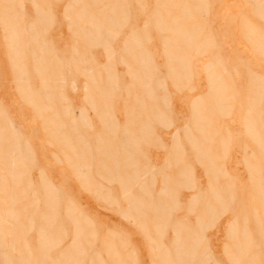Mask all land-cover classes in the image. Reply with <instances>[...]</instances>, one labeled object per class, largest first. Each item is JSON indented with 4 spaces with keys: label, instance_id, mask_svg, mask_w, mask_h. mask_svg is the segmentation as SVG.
<instances>
[{
    "label": "crops",
    "instance_id": "obj_1",
    "mask_svg": "<svg viewBox=\"0 0 264 264\" xmlns=\"http://www.w3.org/2000/svg\"><path fill=\"white\" fill-rule=\"evenodd\" d=\"M16 1H18V3ZM96 1L99 2L101 0H96ZM118 1H122V0H118ZM129 1L130 0L127 1V3H128L127 5H125L123 3V1H122V3L119 2L124 8H120L118 10L117 9L107 10V9H100L103 4L99 8H94L96 4H92L91 0H80L79 1L80 3L78 2V0H14V1L13 0H0V111H1L0 112V140H1L0 146L2 147V148L0 147V150H1L0 155H2V156H0V169H1L0 171L3 172V173L0 172L1 173L0 180L2 178H3V180H4V178H6L4 180V182L6 184H8L7 185L8 191H7V189H4V188H6V185H4L3 182H2L3 186L0 185V187L2 189V190L0 189V192H1V195H0V201H1L0 202V204H1L0 205V213L2 212V214H0L1 215L0 216V227L5 226L4 228L9 229L10 234H12V235L16 234V230L18 231L17 227H20V231L22 233L20 235L16 234V237H15L16 241L20 240L21 242H23V241L27 242V237L25 238L24 235H25V231H27V227H28V216H27L26 212H27L28 207H29L28 206V195L30 193H42V194L45 193L46 194L48 192L47 194H49L51 192L50 195L53 196L52 199H53V201H55L54 203H56V202H59V200H57V198H56V195H58L57 193L63 192L65 194H68V202L67 203L72 204V202H70V201H72L74 199L75 203L78 202L79 203L78 205L80 207H83L86 209L88 207L87 203L90 204L91 200L88 201L89 199L81 196V194H82L81 191H83L84 193H86V192L94 193L93 197L95 199H97L99 203H101L100 204L101 206L108 208V209H110V208L107 205H103V202H106L105 200H107V203H110V204L113 203L112 201H114V199L118 203L120 201H124V204L122 205L123 211H121V213H120L121 214L120 218H122V219H123L122 215L124 214L126 207H127L128 199L130 197H134V198L137 197L143 206L141 208V214L140 213L134 214L133 212H131V216H133V217H130L131 220H129V218H127L128 220L126 218H124L125 220L124 219L123 220L125 223H122L119 225V226H122V229L121 230L119 229V230L122 231L125 235H126V233L127 234H130V232L133 233L134 237L132 238V241H134L137 245H139V237H136V236H138L137 232L140 231L139 232L140 235L141 234L143 235V237H142L143 243L146 242L148 244V247H144V249L147 251H149L150 247H152L151 241L156 240L157 235H156V233H154L155 232L154 230L156 227V222H155V219L154 220L152 219V215L155 212L153 207L161 205V203H163V202H164V204H167V203L171 204V201H172L170 199L172 196L171 193L173 192V190L175 188L174 186L171 185V183H168L169 179L172 180V178H173V174H172L173 169H174L173 164L177 159L175 156H173L174 154H172V139H170V143H168V147L163 146V148L162 147L160 148L164 151V153H165L164 157L165 158L163 159V161H162L163 163L161 164V166H158V164H156V161H158L159 159L156 156L154 158H152L150 155L146 156V154H143L141 152V150L138 148V145H137V148L135 147L136 143L137 144L139 143L140 145H144V143L146 142L145 145H149V144L151 145V142L154 141L151 138V136H152V132H151L152 125H144V126L140 125L139 126V125H124L123 123H121V124L116 123L114 125L117 128H115L113 125V123H114V121H113L112 122L113 127L111 128V125H109V127H110L109 128L108 123H107L108 119H109L108 116L105 115V117L107 118L106 119L105 117L103 118L104 115L103 116L100 115V114H107L108 115V111H107V113L105 112L106 111L105 109L107 108V106L105 108L102 105H103V103H104V105H108L107 100H109L108 99L109 96H107L106 97L107 99H106L105 98L106 93L104 94V92H102L103 90H101V89H98V92L101 91V93H99V94L97 93V91H95L97 89V87H99V88L101 87V85L104 81L105 74L101 73L98 75V77H97V74H95L99 80L101 79L100 81H98V79L96 77H94L95 83H96L95 86H97L96 88H95V86H94V88L91 87L93 84L91 83L92 82L91 80L87 79L88 75H86V72H84L85 74H84L83 79H81L82 81L78 79L77 74H76L78 65L81 67V65L103 66V65L107 64L104 49L107 50L108 49L107 47H111L110 44H112V41H114L113 39H115L114 38L115 34L124 35L123 36L124 39L122 38L123 40H119V43L116 46L117 49L122 48L121 50H123L124 49L123 44H126V45L132 44L131 43L132 40H135V38L139 39V37H141V34H146L149 32L150 33L156 32V27L153 23L154 20H148V22L150 23L149 27L146 26L147 25V21H146V25H144L145 30L142 31V29H141L142 27L140 25V19L142 17L140 15L141 12L138 9L132 8L129 4ZM88 3L90 5V8H88L86 5ZM116 3H117V1H116ZM83 4L86 5L85 9L84 8L82 9L85 11L80 10V12L82 11L84 16L82 14H80V12H78L79 9L84 7ZM75 14H78V15L75 16ZM153 16L154 15H151V13L148 15L149 18H151ZM108 17H109V19H108ZM110 17H112V18H110ZM155 17H156V15H155ZM91 18H94V19H91ZM90 19H91V21H90ZM104 19H105V21H104ZM107 19L109 21L111 19V21L110 22L108 21V22L110 24L112 23L111 24L112 26L107 25L108 24ZM113 19H114V21H113ZM96 21H97V23H96ZM103 21H104V23H103ZM4 24H6V26H4ZM7 24L8 25L11 24L12 26L9 25L10 28H8ZM94 24H96V25H94ZM151 25H153V26H151ZM5 27H7V28H5ZM95 29H97V30H95ZM80 30H81V32H80ZM97 31H99V33ZM87 32L91 33V34L93 33L94 35H95L94 32H97L96 34L100 35V36L98 35V37H100V38H96L97 43L94 41H93L94 43L92 42L95 45L98 44L97 45L98 47H95L94 45L91 44V47H93V48H90L89 41L88 40L86 41V39H85ZM8 34H9V36L14 35L15 36V37L13 36L14 39L16 37L20 36L19 37L20 41H18L17 38L15 40L18 41V43L23 45L24 47L19 45V44L16 45L15 44L16 42L12 41L13 39L11 40L13 42V47H12L11 43H9L10 40L8 39L11 37H8L7 36ZM105 34L114 35V36H113V38H107L108 36H106ZM104 35H105V37H104ZM104 38H105V40H104ZM138 39H137V41L135 40V42H137V44H140V43H138L139 42ZM103 41L106 42L105 45L107 47H105V48L103 45L104 44ZM101 42H102V44H101ZM86 43L88 44V46L85 47V45H87ZM14 45L15 46L19 45V46L14 48L15 47ZM102 45H103V47H101ZM10 47L13 48V50H11ZM20 47H22V48H20ZM129 47H131V46H129ZM73 48L76 50H74ZM98 48L103 50V53L99 58L97 56H94L95 51H97ZM93 49H94V52H93ZM20 50H22L23 53H21L22 51L19 52ZM10 51L11 52L15 51V53L17 52L18 54L20 53L21 56H20V54L18 55L16 53L18 58L23 57L22 59L21 58L19 59L20 60L19 65H21V68L17 64L18 59H16V61H15L16 66L14 65L15 59L10 60V59H12V56H13V55L10 56ZM29 51H30L31 55L29 54ZM72 51H75L76 57L74 56ZM15 53H11V54H15ZM29 56H31V57H29ZM14 58H15V56H14ZM79 59H80V61H79ZM38 63H39V65L42 64L44 67H42V66L39 67V65H37ZM129 63L131 64V62H129ZM11 64L13 65V67L11 66ZM116 64H118V62H116ZM132 64H134V62H132ZM36 66H37L38 72H41V73L38 74L37 70H35ZM40 68H41V70L39 71ZM42 68H44L45 72L43 71ZM19 69L23 70L24 72H22L21 70H20L21 71L20 72ZM88 69H90V71H93L91 67H89ZM34 70L36 72H34ZM83 70H87V69H83ZM18 72H20L21 74L22 73H24V74L21 75ZM42 72H43V74H42ZM17 74L19 77L17 76ZM92 75L94 76V73ZM83 87H85L86 89L84 90ZM67 88L69 89V92H68ZM87 88H89V90ZM91 91H93V92H91ZM89 92H90L92 97L88 96V95H90V94H88ZM26 94H28V95L34 94V95H29L30 97L32 96L29 99V97L26 98L28 96ZM42 94H43V97H41ZM100 94L101 95L104 94V95L101 96ZM86 95L88 97H86ZM100 97H102L100 100H102L104 98V100H102V102H99V100H98ZM86 99H88V102L86 101ZM105 99H106V101H105ZM28 100L32 104L29 103ZM30 100H32V101H30ZM91 100H92V102L94 101L92 103L94 105L93 106L94 109L91 106L92 105ZM85 101L88 103L89 107H92L91 109L88 108V105L86 104ZM38 102H39V104H38ZM34 103L37 105H35ZM52 105L56 106V107H53L52 111H51V109L49 107L50 106L52 107ZM42 106L44 108H45V106L46 107L49 106L48 107L49 109L47 108V111H49V113L47 111H45ZM66 107L67 108L69 107L68 109H70L68 111L66 110V112L70 113L72 110V113L67 114L65 112V109H64ZM61 108H62V110L64 109L63 113L64 114L66 113V115H68L67 117L70 118L69 119L66 117L67 120H71V121H67V120H65L66 118H63L66 115L65 116H64V114L62 115V111L60 112ZM78 108L84 109L85 115H87V117L85 116L86 117L85 123L91 122V123H89V125L91 124L90 126L88 124H85V123L82 125H79V123L77 121L79 114H77L78 111H76V110H78ZM38 109H40V110H38ZM41 109H42V111H41ZM92 109L96 110V112L93 111ZM38 111H41V113ZM44 111H45V113H43ZM92 111L98 115V116L96 115L97 118L102 117L103 120L100 119V121L103 122L104 125H96V121L93 122L94 118L92 117V113H91ZM103 111H104V113H102ZM2 112H3V114H2ZM86 112H87V114H86ZM99 112H100V114H99ZM38 113H40V114H38ZM55 113L58 114L59 117L60 116H63V117L62 118L60 117V119H59ZM59 113H61V114H59ZM51 114H55V117L57 119ZM69 115H71V116H69ZM51 116H53V117H51ZM72 117H74L75 119H73ZM87 118H89L88 119L89 121H87ZM55 119H56V121H55ZM104 119H106V120H104ZM57 120H60V123H56V122H58ZM48 121L51 122L52 126L49 125L50 122H48ZM54 121L56 124L52 123ZM62 122L64 125H62ZM69 122H72L73 125H71V123H69ZM59 124H60V126H59ZM97 124H98V122H97ZM141 126H143V129L145 126H147L148 128L146 130L144 129L145 131L142 129L143 131L140 134L141 131L139 130L140 129L139 127H141ZM124 127H126L127 130L129 131V135L132 134V137L134 135V138L138 137V139L136 140L137 142L135 141L136 143H134L135 145L134 144L129 145V143H130L129 142V143H127V145L129 147L126 146V144H125L126 141H124V140H125V138H127L128 133L124 134L122 132ZM102 128H103V130H102ZM112 129H114V130H112ZM136 129L139 130L140 132L137 131ZM54 130L55 131L59 130L58 133H60V134L58 135L57 132L54 133ZM109 131H113V132L109 133ZM143 132H144V135L146 136V138H148L149 140L148 139L146 140L145 137H142V139H141L140 136L143 134ZM145 132L149 133L151 136L149 134L146 135ZM106 133H109V134H106ZM52 134L54 136H56L55 137L56 141L52 137L53 136ZM50 135H52V136H50ZM60 136L64 137L65 141H67L66 138L68 139V142H70V144L68 142H66V143H64V141H62V142L64 144H67L70 147H66L67 145L63 146V143H62V145H60L61 143L58 144V142H59L58 139L61 138ZM109 136H110V139H109ZM97 138L99 139V141ZM171 138H172V135H171ZM2 139L4 140V142ZM105 140H107V142ZM93 141H94V143H93ZM90 144H91V146H90ZM122 144H124V145H122ZM83 146L85 149L81 150ZM9 149H10V154L12 152L11 155L8 153ZM96 149L98 152L96 151ZM135 149H137L138 154H137V152H135L136 151ZM2 150L4 153L2 152ZM85 150L88 151L89 154H91V155L87 154V152ZM130 150H132V151L130 152ZM79 151L80 152L82 151L81 156L79 154L80 153ZM112 151H114V153ZM69 152H70V154H68ZM72 152L76 153L77 156L79 155L81 157V159L79 156L77 157L76 154L74 155ZM105 152L106 153L108 152V153L106 154ZM6 153L9 154L10 157H9V155H7V157H6ZM98 153H102V155L101 154L99 155ZM103 153L105 154V157H104ZM118 153H119V156L117 155ZM4 155H5V157H4ZM114 155H116V156H114ZM20 156H22V157H20ZM28 156L30 158V159L28 158L29 160H27L25 158ZM73 156L76 157V159ZM106 156H107V158H106ZM112 156L114 158H112ZM12 157H13V159H10L11 161L9 160V162H7L8 160H6V159H9ZM16 157H18V158L16 159ZM124 157H127V158L129 157L128 159H130V160H128V162H129L128 164H126L127 162H125L126 165H129L128 169H127V166L125 164H124V166H126V167L123 166V160H125ZM23 158H25L24 159L25 161L23 160ZM173 158L175 161L172 160ZM178 158L182 159L183 156L181 155ZM3 159L5 160V163H3L4 162ZM20 159H21V161L19 162V164H20L19 165L17 163L18 162L17 160H20ZM69 159H70V161H69ZM114 159H115V161H113ZM22 160H23V162H22ZM82 160H83V162H82ZM104 160H105V162H104ZM1 161H3V162H1ZM6 162L8 164H10V162H11L10 166L7 165ZM14 162H16L18 165H16V163H14ZM74 162H76V164H77L76 168L77 167L79 168V166L82 168L79 170L77 169V171H76L75 170L76 164ZM112 162L113 163L115 162V164H113ZM1 163H2V165H1ZM167 163H169V167L167 166ZM80 164H82L85 167H86V165H87V167L89 165L90 166L87 169V167L84 168ZM98 164H99V166H98ZM112 164H113V166H112ZM6 165L11 167L9 169L10 172H11L13 165L17 167V168L15 167L14 168L15 170L13 169V171H15L14 175H16L17 172L19 171L18 179L12 180L13 182H11V179H14V177L12 178V176H14V175H13V173H12V175L9 174L10 173L9 170H8V173H6L7 169H8ZM101 165H103L102 169H104V167H105V170H101ZM121 165L124 168H122ZM114 166H116V167H114ZM113 167L115 168V171H113L114 170ZM16 169H18L17 172H16ZM123 169H124V171H123ZM108 170H109V174L106 175L107 173H104V172H108ZM77 172L79 174H77V176H76ZM115 172L117 174H115ZM78 175H81V177H79ZM84 175L86 178L89 177V179L85 180V177L82 178ZM166 175H167V177H166ZM117 176L120 177L119 180H118ZM16 177L17 176H15V178ZM75 177H77V178H75ZM78 177H79V179H78ZM111 177H112V179H111ZM115 177H116V179H115ZM127 178H129V179H127ZM156 178H160V180L156 179ZM82 179L84 180V182H87L89 180L88 181L89 183L87 182L88 186L83 182H82V184L80 183L81 182L80 180H82ZM109 179H110V183L107 182V181H109ZM132 179L135 180L134 183H131L130 180H132ZM139 179H141V181L143 182L142 186L138 185V183L140 182ZM163 179L165 181H167V183L169 184L168 186H169L170 191L167 193V195L165 197H164V195L160 196V200H159V199H156V197L159 198L158 196H156V194L158 193L159 189L161 188V185H162L161 182ZM127 180H129L128 181L129 183L127 182ZM44 181L48 182L47 188L43 184ZM120 181H122V182H120ZM151 181H152V183H151ZM147 182H148V184H147ZM0 184H1V181H0ZM109 184H111V185L108 186V188H106L105 186H107ZM156 184H158L159 187ZM29 186H31V187H29ZM50 186H52V187H50ZM56 187L60 188V190H56ZM30 188H32V189L30 190ZM50 188H52V189H50ZM44 189H45V191H44ZM46 189H48V191ZM88 189L90 192L88 191ZM171 189H172V192H171ZM142 190H144V191H142ZM2 191H3V194H2ZM125 191H128L127 196L125 195ZM145 194H146V196H145ZM9 196L13 199L12 200L7 199V198H9ZM94 198H92V199L95 202ZM4 199L9 200V201L5 200V201H7L5 205L7 207L12 206L10 208V210L13 212H16V214L19 215L18 217L16 216L15 218L9 219L6 217L7 215L5 216V214H7L6 209L7 210H9V209L4 205ZM130 200H131V198H130ZM116 202H115V204H116ZM150 204H152V205H150ZM148 206H149V208H148ZM100 208H102V207H100ZM131 221L133 223H131ZM103 224H107V223H103ZM165 225H166V229H165V231L162 232V236L161 237L159 236V237L162 241L164 239V234L166 235L168 230H169L170 231V234L168 235L169 237H166V240L162 241L163 243L167 244V240H169L171 238V226H172V215L171 214L169 215L168 221L165 222ZM132 226H133V228H132ZM10 227H12V228L10 229ZM159 227L161 229L163 226L161 225ZM131 229H132V231H131ZM141 231H143V232H141ZM9 236H11V235H9ZM18 236H20V238H18ZM144 238H145V240H144ZM25 239H26V241H25ZM11 240L12 239H9V241H8L5 238L2 242H6V243L12 242V244H13V240L12 241ZM24 245L26 247L28 246L27 243ZM12 246L15 247L14 245H12ZM15 249H16L15 253L18 252L19 249H20V251H19L20 253H22V254L27 253V251H25L23 249V246H21L20 248L17 246V248L15 247ZM3 251L6 252L7 249L1 248L0 252H3ZM151 253H153V252L149 251V254H146V252H145L146 255L144 256V254L142 252H139L138 256H139L140 264H146L145 259L153 258ZM133 254L134 255H133L132 262L134 263L135 251H133ZM141 258H142V262L140 260ZM124 260H125V258H124ZM127 261L129 262V260H127ZM156 263H158V260L153 258L150 264H156Z\"/></svg>",
    "mask_w": 264,
    "mask_h": 264
},
{
    "label": "rangeland",
    "instance_id": "obj_2",
    "mask_svg": "<svg viewBox=\"0 0 264 264\" xmlns=\"http://www.w3.org/2000/svg\"><path fill=\"white\" fill-rule=\"evenodd\" d=\"M116 1H117V3H116ZM122 1L125 5L128 4L127 3L128 0H122ZM122 1L101 0V1L96 3L94 8H99L103 4L100 9H107V6L109 8H110V6H113L112 10H115V9L118 10L120 8H124L120 4V3H122ZM166 1L167 0H130L129 1V4L132 8L138 9L141 12L140 15L142 17L140 19V25L142 27L141 28L142 31L145 30L144 25H146V21H147L146 26L147 27L150 26V23L148 22V20H152L153 17H154V19H160L164 22H166V21L169 22L171 18L176 17L177 19L175 18L176 19L175 22H176V24H178V26L168 24V26H166V27H156L155 33L149 32L146 34H141V37H139V40H140L139 43L142 46L141 49H139V50L140 51L142 50L143 53H145L146 56H144V57H145L146 62H148L149 69H152V66L155 64V69L151 73V77H150L151 82L154 84L155 80L162 79L165 83V86H167V87H165V91H161L160 89L155 88L154 92H155V95H157L159 97H163V99H166V103H164V105H163L166 108H163V106H162L163 103L161 101L158 100L157 103H158L159 110L160 111L163 110V113H165L166 119L168 120V123H167V125H157V124L155 125L154 122L149 124V125H152V130H151L152 136H151V138L154 141L151 142V145L149 144V145H144V146L141 145L140 146V144H139L138 148L141 150V152L143 154H146V156L150 155L152 158H154L156 156L159 159L158 161H156V164H158V166H161V164L163 163L162 161L165 158L164 157L165 153L162 149L160 150V148H161L160 146L162 145V146L168 147V143H170V139H172V150L176 147L180 148L181 151H183V154H181L183 156V158H182L183 165H185V163H187L192 167L190 175H191V180L194 182L193 183L194 185L192 187H190L189 189L188 188L182 189L180 187L174 188L175 194L174 193L172 194L174 197L171 196L170 199L172 201L176 200L177 202H180L181 204L178 206L179 208H175V210H173L172 206H170V205L168 206V204L164 205L162 203H161V205L153 207V209L155 210L157 215L159 213V215H162V217L161 216L158 217L156 215V213H154L152 215V219H155V221H156L155 233L157 232L156 235L158 234V237H157L158 239L156 238L155 241L154 240L151 241L152 247H150V250L152 248V252L155 251L151 254H152V257L154 259H157V257H158L157 260L160 261V262H158L159 264H169L168 263L169 261H170V264L174 263L175 258H172L171 254H170L171 252L169 249L170 248V242L172 241V240H170L171 238L169 240H167V244L162 242V241L166 240V237H169L168 235L170 234V231L168 230L167 234L166 235L164 234V239L162 238L163 239L162 241L160 239V237L162 236L161 235L162 231H164L166 229L165 222H167V221H165V220L166 219L168 220L167 217H169L168 215L171 214L172 215V226H171L172 231H173L172 228L174 227L173 225H175V223H177L178 221L181 223H185V224H182V226L184 227L183 232H186V233H188V231L190 233H192L193 229H195V231H197L196 228L199 227L198 228L199 232L198 231L196 232L197 234H195L194 239H195L196 245H200V246L197 248V247H195L196 246L195 242H193V243L190 242L191 244L189 243L191 246H193L194 251L196 250V252H195L196 256L195 255L191 256L192 255L191 251L193 248L191 249V247H189L190 250L187 249L189 252H191V253L188 252V255H189V258L191 259L192 263H194V261L198 259V262L195 261V263L199 264L204 259H207L206 256H208L210 254L213 257H215L219 261L220 264H233L232 262H229V261H231L230 257H229L230 260L228 261V258H227L228 254L225 251L226 247H227V251H228V249L230 251V246H231L230 241H229V235H228L229 232L228 231H230L231 224L233 222L237 221V219H238V218H236L237 213H236V204L235 203H237V201L240 198L245 200V194H244L245 192L242 191V193L239 192L236 195L237 201L235 200V203L233 202L232 206L229 209L227 208V207H229V203H227V205L225 207L226 212L221 214L222 216L218 215V217H217L218 219H216L215 221L214 220L210 221L209 224L211 226L209 225L203 229L201 226H199L201 223H199L196 220H197V218L200 219L202 214H204V213L201 211V209H199L200 204H197L194 206L195 207L194 213L192 212V214H190L191 213L190 207H188L190 204L189 200L192 197L198 198L202 194L209 195V194H207V192L211 186L214 189H219L220 186L218 184H215V185H214V183L212 184L213 179L212 178L209 179V177L205 173V168L202 166V164L198 163V161L195 160L196 155H194L193 151H191V147H190V145L186 139V136H185V129L193 126L190 124V120L192 119L194 104L198 100H200L201 96L208 90V82H207V74H206L207 70L206 69L210 63H213V64L215 63L217 73H219V74L222 73L224 78H225L224 79L225 88H226L225 89V91H226L225 97L227 99L226 101H228V103H226V105H225L227 108H226L225 114L223 116L220 117V115L218 113H214V114L209 113L208 114V116H210L212 118H216V119L219 118V120H220L219 123H217V124L215 123V125H209L211 127V129L209 131H211L213 134L214 133L217 134V140L220 141L223 139L225 142L223 148H222L221 142H219V141H216L215 145L212 146V148L215 149L214 152H215L216 156L219 158V160L215 162V166H216L215 170H218L222 165H223L222 167L225 168L224 171L222 172L223 182H225L224 183L225 189L226 188L230 189L232 187V183L238 184L239 182H241L242 185H240V188H239V185H237L238 190L241 191V189L243 188L247 192V189L245 188L244 185H247V183H249L250 171L246 169L245 159L247 157L246 150H249V145H248V141H247L246 125L244 124L245 123L244 120L247 116L246 113H247L248 103H249V87L251 84V80L253 81L255 86L258 87L260 90H262L264 93V79L262 77V76H264V40H263V38L257 36V38L260 40L256 41L255 43H259V46H261V47H259L258 45L255 46V44H253L254 39L252 38V36H249V34L247 32H248V29H250L252 27L259 29L260 31H264V22H263L264 19H262L263 15H260L261 12H259V11H258L259 13L255 12L256 11L255 4L256 3H263L264 4V0H172L171 2L169 0L168 1L169 4ZM16 2L18 3V1H16ZM183 2H185V3H183ZM160 3H162L164 5H162ZM171 3H172V5H170ZM173 3L177 4L178 6H176L175 4L173 5ZM186 3L190 9H188V7H186L187 9L185 11L187 12V10H188L189 12H187V13L188 14L190 13V15L187 14L189 17L184 16L183 20L186 19L188 22L183 21L181 19L183 16L182 13H184L185 11L184 12L180 11L181 10L180 7L183 6L182 4H186ZM87 5H88V7L90 6L89 3ZM169 5L171 7H169ZM193 6H196L198 11L191 9V7H193ZM159 9H160V11H159ZM182 9H184V8H182ZM253 11L255 13H258V14H256L258 19L256 16H254ZM150 13H151V15H154L151 18L148 17V15ZM155 13H156V17H155ZM158 13H159V16L157 15ZM259 15H260V17L262 16L261 17L262 21H261V19H259ZM245 21H247V22H245ZM151 26H153V25H151ZM245 26H247V27H245ZM171 27L174 30V31L172 30V32L174 34L171 33V35H170V34H168V32H171L170 31ZM162 30L163 31L167 30L166 31L167 33L166 32L164 33ZM185 30L189 31V32L193 31V33L195 32L197 34V36L195 37L196 39H195L194 47H196L198 45L197 47L200 48V50H198V48H197L198 52L194 49H190V50L188 48L184 49V45H182L183 42L181 40L179 41L180 38L178 39V36L180 37V33L178 31L183 32ZM262 33L260 32L259 35L264 34V33L263 34ZM113 36L114 35H110L111 38H113ZM123 36L124 35H122V34H115V36H114L115 39H113L114 41H112V44H110L111 47H107L108 48L107 50L104 49L105 58H106L107 62L110 61L113 63L112 71H113V73H114V70L116 72V75L113 76L114 80H112V82H111V87H116V89H117V90L115 89V91L112 92V93H114L113 97H112V94H110L111 98L110 97L109 98L111 100L107 105V108L109 106V108H111L110 110L112 112H109L110 110H108L107 108H106L107 110L106 109L105 110L108 111L109 118L111 117V115L114 116V117L113 116L111 117L112 122L114 120V122L116 121L119 124L123 123L124 125H131V124L132 125H138L137 121L136 122L134 121L131 124H127L125 112H124V109L127 112V111H129V108H134V106H135L134 101H132V99H133L132 95L134 96V94H135L136 96H141L142 92H144V91L142 88L140 89V87L138 86V82H136V84H135V81H137V80H134L132 77H130L129 73L132 71L129 70L130 72L128 73L127 72V70H128L127 66L124 63L119 62L120 57L124 58L123 60L128 61V56H127L128 54L122 55L119 53V51L122 48H120V49L116 48V46L119 43V40L124 39ZM164 37H166V39L168 41L167 45L169 47L177 46L179 49L174 50L171 47V49L165 50L163 48V43H164L163 38ZM173 37H174V40H176V38H177V40L175 42L173 40ZM135 44H137V42H135ZM129 45H131V44H129ZM129 45L123 44V48L128 47ZM105 47H106V45H105ZM93 52H94V49H93ZM102 53H103V50L98 48L97 51H95L94 56H97L99 58L102 55ZM165 53H167V55H170L171 57L174 56L179 60H184V61H187V63H189V66L187 65V68L184 67L183 71H181V70L179 71V68L177 66L172 65V63H170V62H167L173 68L174 73L178 74V76H177L178 81L172 79L173 76H176V74L174 75V74H172V72H169L170 74L173 75L172 76L168 73L169 68H167V67H169V65L167 66ZM135 57L137 58V55ZM136 58H135V60H136ZM135 60H130V62H133ZM116 62H118V64H116ZM130 66L135 68L134 64H130ZM89 67H91L92 70L95 69V70H93V72L96 70H97L96 72H98V68L100 69L99 65H92V66L81 65V67L78 65L76 74H77V77L79 80L83 79L84 74H85L84 72H87L90 70V69H88ZM83 69H87V70H83ZM170 71H172V70H170ZM101 73H103V72L101 71ZM94 77H95V74H94ZM134 85L135 86L137 85L138 87L137 86L135 87ZM85 87H83L84 90L86 89ZM126 89L128 90V92H130V94L129 93L127 94ZM235 89H237V91H239L238 94L234 93ZM67 90L69 92L68 88H67ZM139 92H140V94H139ZM110 106H112V107H110ZM76 111L79 112V108ZM78 112H77V114H79ZM93 114H92V117L94 118L93 122L96 121V125H104L100 121L101 118L97 119L96 114L94 112H93ZM113 118H115V119H113ZM138 120H143V117H140ZM97 122H98V124H97ZM100 123H102V124H100ZM125 129H127V128L124 127L123 131ZM175 134L178 135V138L176 141H175ZM171 135H172V138H171ZM222 149H224V150H222ZM167 166H168V163H167ZM173 166L175 168L174 164H173ZM173 171L175 172V173L172 172L173 178H175L176 168L173 169ZM173 178H172V180H173ZM156 179L160 180V178H156ZM139 180L141 181V179H139ZM172 180L169 179V181H168V183H171V185H172ZM162 181H164V183L161 182L162 185H161L160 189H162V191H160V189H159L158 193L162 192V194L160 193L161 196L164 195V197H165L168 193L167 190L169 189V187H168V189H166V188L169 184L167 185L166 184L167 182H165L164 179ZM46 182L47 181H44L43 184L45 185ZM111 184H109L105 187L108 188V186H110ZM142 184H143L142 182L140 184L138 183V185H142ZM156 185L159 187L158 184H156ZM165 185H166V188H164ZM235 188L236 187H234V189ZM31 189L32 188H30V190ZM56 190H60V188L56 187ZM88 191H89V189H88ZM165 191H167V193H165ZM127 192L128 191H125V195H127ZM81 193H82L81 196L89 199L88 201L91 200L90 204L87 203L88 207L86 209L83 207H80L78 205L79 204L78 202L75 203L74 199L73 200L71 199L72 201H70V202H72V204H73L72 206H75V209L73 208V211H75L74 218L78 217V215H79V217H78L79 221L78 222H79V228L83 229L82 231L84 232L83 239L85 238L86 241L88 242V243L82 242L83 245L85 243V245H84L85 250L83 252L84 255L81 256V258H80L82 263L83 264H91V262H92V264H93V262L95 260L94 264H97L96 256L98 255L101 258V261L103 260V263L109 264L111 261L109 262V258L107 256V250L105 249L104 245H105V243L108 245L109 244L108 241L109 242L112 241L113 246H115L116 254L120 255L119 256L120 264H122V262H123V264H125V263L126 264H140L139 256H138L139 252H142L144 254V256L146 254H149V251L144 249V247H148V244L146 242L143 243V239H142L143 236H142V234L140 235V233H139L140 231L137 232L138 236H136V237H139V245H137L134 241H132V238L134 237L133 233L130 232V234L126 233V235H125L122 231H120L122 229V226H119V225L122 223H125L124 220L122 218H120V213H121V211H123L122 205L124 204V201H120L119 203L117 202L116 205L110 204L107 202L105 203L102 201L103 205H107L110 208V209H108V208H105V207L100 205L101 203H99L98 200L93 197L94 193H92V192L84 193L83 191H81ZM57 194L58 195H56V198H57V200H59V202H56V203H54L55 201L52 202L53 199L51 200L50 197H49L50 199H48V200H51L52 203L50 201H49V203H51V206H53V208L55 209V210L53 209V213L55 215L57 214L56 216L54 215V218L52 219L53 220L52 224L49 225V226H51L50 228L52 230H50V228H49V230L51 231V234H53L54 236H56V234L59 235L58 236L59 239H57V236L55 238L57 240V242L55 241L56 246L54 247V249L52 248L50 251L48 250L49 252H47V254H46L49 256L50 259H57V257H59L58 255H60L59 253L62 252V250H65L67 248V246H69L71 244V242H72L71 239H72V235H73V226H74L73 221H71L67 217L65 218V208L69 204V203H67L68 202V194H65L63 192L57 193ZM42 196H45V195L42 193H30L28 195V206H30V208L28 207V210L26 213H27L28 217H30L31 213H32L31 216L33 215L31 217V218H33L32 219L33 229L32 228L29 229V222H28L27 231H25V235H26L25 238L27 237V242H24V241L21 242L20 240L16 241V239H15L16 234H18V235L21 234L20 227H18L19 231L17 232V230H16V234H14V235L10 234V230L4 228L5 226L0 227V231H1L0 232V249L1 248L7 249L6 252L5 251L0 252L1 253L0 254V264H2L3 262H4L3 264H6L10 260H11L12 264H16V263L17 264H24V263L27 264L28 253L30 251L28 249H30V247L32 249L31 253L34 256L37 255V257H38L37 260H39L38 261V264H39V262L41 260V257H40L41 252H40V250L38 251V249H36V245H37L36 241L38 238L36 236H38V235H37V233H35L36 232L35 229H37L38 226H43L40 222L41 220H40L39 215L45 211L46 206H44V204L47 201L44 200ZM50 196L53 198L52 195H50ZM156 196L160 197V195H158V194H156ZM92 198H94L95 202L93 201ZM35 199H37V201H35V202L32 201ZM156 199H157V197H156ZM234 199H235V197H234ZM159 200H160V198H159ZM44 201H46V202H44ZM172 201H171V205H172ZM36 202L38 203V207L34 206ZM186 204H188V205H186ZM129 205L131 207L134 206V207H132V209H133V211H135L137 213L138 212L140 213L141 212L140 207L141 208L143 207L142 204L140 203V200H137V202H135L134 205L129 203V201H128V203H127L128 208L126 207L125 212L131 211L130 210L131 207L129 209ZM218 205L219 204L216 202L213 203V206H215V208H218V207L220 208V205L219 206ZM69 206H70V204H69ZM165 206L166 207L168 206V207L166 208ZM34 207L36 208V211L33 210ZM100 207H102V208H100ZM186 207H187V209H186ZM160 208H163V209H160ZM136 209H138L139 211H137ZM197 209H198V211H197ZM160 210H161V214L159 212ZM168 210L173 211V213L169 214ZM186 210H188L189 213L186 212ZM165 211H166V213H165ZM10 212H13V211H10ZM13 215L14 216L12 218H15L17 216L16 212H14ZM155 215H156V218H155ZM163 215L165 216L164 219H163ZM80 216L82 219L80 218ZM153 216H154V218H153ZM86 218H88V219H86ZM83 220L84 221L87 220V222H84ZM103 223H107V224H103ZM160 223H161V225L163 224L162 226H165V227H162L164 230L162 228L160 229V227H159V226H161ZM44 226H47V223H44ZM208 227L209 228L211 227V228L209 229ZM2 228L5 231L2 230ZM132 228H133V226H132ZM10 229H11V227H10ZM157 230H159V231H157ZM185 230H187V231H185ZM201 230H203V232ZM61 231L65 232V233H63V237H62ZM131 231H132V229H131ZM172 231H171V237L173 234ZM204 231H205V233H204ZM199 233H201L202 235L204 233V237L202 235H199ZM4 234H5V236L6 235L7 236L5 237ZM8 234L11 236H9ZM110 234H112V235H110ZM196 235H198V236H196ZM112 236H114V237H112ZM199 236H201V237H199ZM4 237L8 241H9V239L13 238L12 239L13 244L12 243L6 244V242H2L5 239ZM198 237H199V240H198ZM18 238H20V236H18ZM25 241H26V239H25ZM59 241H60V243H58ZM153 242L157 245V247H155L156 245ZM158 242H160V245ZM26 243L28 244L27 247L24 245ZM12 245H14L16 248H17V246L19 248L21 246H23V249L25 251H27V253H23V255H22V253H18V254H17V252L15 253L16 249H15V247H13V249H15V250H13L11 247ZM161 245L164 247H162ZM164 248H166V250ZM19 251H20V249L18 250V252ZM133 251H135V260H134L135 262L134 263L132 262L133 256L132 255L129 256L131 253L133 254ZM144 251L146 252V254ZM165 251H167L168 253L166 254V257L164 258L163 253ZM38 252H40V253H38ZM160 252H162V253H160ZM95 253H97V254H95ZM127 253H129V255ZM94 254L96 256H94ZM157 254L158 255L160 254V255L158 256ZM203 254H204V256H203ZM18 255H19V257H18ZM124 255L127 257L125 258ZM155 255H157V256H155ZM1 257H2V259H4V261L1 260ZM129 257H131V259H129ZM167 257H169L168 258L169 260L167 259ZM192 257L195 260H193ZM17 258L21 262L17 261ZM124 258H125V260H124ZM23 259L24 260L27 259V260H25V262H24ZM90 259H92V260H90ZM127 260H129V262ZM151 261H152V258L145 259L146 264H150ZM141 262H142V260H141ZM158 263H156V264H158ZM43 264H45V263L43 262ZM209 264H212V261H210Z\"/></svg>",
    "mask_w": 264,
    "mask_h": 264
},
{
    "label": "bare ground",
    "instance_id": "obj_3",
    "mask_svg": "<svg viewBox=\"0 0 264 264\" xmlns=\"http://www.w3.org/2000/svg\"><path fill=\"white\" fill-rule=\"evenodd\" d=\"M80 0H78V2H79ZM168 1L169 0H167L166 2L168 3ZM172 0H170V2H171ZM91 2H92V4H96V0H91ZM189 2V1H188ZM80 3V2H79ZM78 3V4H79ZM166 3V4H167ZM183 3H185V2H183ZM160 4H162V3H160ZM169 4V3H168ZM167 4V5H168ZM175 3H173V5H174ZM81 5V4H80ZM84 5V4H83ZM87 5V4H86ZM86 5H84V7H82L81 9H79V11L78 12H80V10H82L83 8L85 9V7H86ZM162 5H164V4H162ZM170 5H172V3L170 4ZM169 5V7H171ZM176 6H178L177 4H175ZM183 6H181L180 8H181V10L180 11H182V12H184L187 8L186 7H188L187 6V3L186 4H182ZM175 6V7H176ZM87 7H88V5H87ZM90 7V6H89ZM88 7V8H89ZM162 7V6H161ZM165 7V6H164ZM178 8V7H177ZM182 8H184V9H182ZM255 8H256V11L255 12H261L260 13V15H263V17H262V19H264V4L263 3H256L255 4ZM254 8V9H255ZM107 9L108 10H112L113 9V6H110V8L107 6ZM162 9V8H161ZM169 9V8H168ZM188 9H190L189 7H188ZM191 9H194V10H197V8H196V6H193V7H191ZM173 10V9H172ZM82 11H85V10H82ZM82 11L80 12V14H82L83 15V13H82ZM159 11H160V9H159ZM174 11V10H173ZM198 11V10H197ZM181 12V13H182ZM187 12H189L188 10H187ZM186 11L184 12V13H182L183 14V16H182V20L184 19V16H186V17H189L188 15H190V13L188 14ZM254 12V11H253ZM254 12V16H256V14H258V13H255ZM157 13V12H156ZM156 13H155V15H156ZM160 13V12H159ZM159 13L157 14L158 16H159ZM164 13V12H163ZM86 14V13H85ZM185 14V15H184ZM188 14V15H187ZM78 14H75V16H77ZM90 15V14H89ZM260 15H259V19H261V17H260ZM80 16V15H79ZM84 16V15H83ZM91 16V15H90ZM89 16V17H90ZM162 16V15H161ZM173 16V15H172ZM185 17V18H186ZM257 17V16H256ZM103 18V17H102ZM110 18H112V17H110ZM176 18V17H175ZM175 18H171L170 19V21L169 22H164V21H162V20H160V19H154V17H153V19H154V24H155V27H166V26H168V24H171V25H175V26H178V24H176V19ZM180 18V17H179ZM178 18V19H179ZM91 19H94V18H91ZM91 19H90V21H91ZM106 19V18H105ZM105 19H104V21H105ZM108 19H109V17H108ZM107 19V25L108 26H110L111 24L109 23L110 21H111V19H110V21ZM152 19V20H153ZM188 19V18H187ZM190 19V18H189ZM257 19H258V17H257ZM262 19H261V21H262ZM89 21V22H90ZM93 21V20H92ZM104 21H103V23H104ZM109 21V22H108ZM113 21H114V19H113ZM112 21V22H113ZM181 21V20H180ZM183 21H187L186 19L185 20H183ZM188 22V21H187ZM192 22V21H191ZM245 22H247V21H245ZM263 22H264V20H263ZM6 23V22H5ZM93 23V22H92ZM91 23V24H92ZM95 23V22H94ZM96 23H97V21H96ZM183 23V22H182ZM102 24V23H101ZM249 24V23H248ZM255 24V23H254ZM9 25H11V24H9ZM9 25L7 24V26H8V28H10L9 27ZM40 25V24H39ZM94 25H96V24H94ZM180 25V24H179ZM4 26H6V24H4ZM12 26V25H11ZM112 26V25H111ZM190 26V25H189ZM245 27H247V26H245ZM249 27V26H248ZM5 28H7V27H5ZM185 29V28H184ZM247 29V28H246ZM79 30V29H78ZM92 30V29H91ZM95 30H97V29H95ZM94 30V31H95ZM172 27H171V32H168V34H170L171 35V33L172 34H174L173 32H172ZM163 31V30H162ZM167 31V30H166ZM166 31H163L164 33L166 32ZM174 31V30H173ZM79 32V31H78ZM80 32H81V30H80ZM79 32V33H80ZM98 33H99V31H97ZM97 32H94L95 33V35L92 33H88L87 32V34H86V41L88 40L89 41V46H90V48H93V47H91V44L92 45H94L95 47H98L97 45H95V44H93L94 42H96L97 43V39L96 38H100V37H98V35L99 34H96ZM179 33H180V37L178 36V39H179V41L181 40L182 42H183V44L182 45H184V49H186V48H188L189 50L190 49H194V50H196L197 52H198V50H200V48H198L197 46L196 47H194V45H195V37L197 36V34L195 33H193V31L192 32H189V31H183V32H181V31H178ZM247 32V31H246ZM264 33V31H260L259 29H256V28H250V29H248V34H249V36H252V38L254 39V42H253V44H255V46L256 45H258L259 46V43H255L256 41H259L260 39H258L257 38V36L258 37H261V38H263V40H264V34L263 35H259V33ZM167 33V32H166ZM246 33V34H247ZM90 34V35H89ZM182 34V35H181ZM106 36H108L107 38H111L110 37V35H108V34H105ZM105 35H104V37H105ZM8 37H11V38H8L9 40H10V42L9 43H11V45H12V47H13V42H16L15 44L17 45V44H19L18 43V41H20L19 40V37H16L17 39H18V41H16L14 38H13V36L11 35V36H9V34L7 35ZM84 36V35H83ZM100 36V35H99ZM173 36V35H172ZM15 37V36H14ZM177 37V36H176ZM84 38V37H83ZM13 39V40H12ZM136 39V38H135ZM138 39V38H137ZM136 39V40H137ZM13 42H12V41ZM96 40V41H95ZM103 40V39H102ZM104 40H105V38H104ZM107 40V39H106ZM173 40H174V37H173ZM176 40H177V38H176ZM176 40H174V42L176 41ZM84 41V40H83ZM94 41V42H93ZM138 41H140L139 39H138ZM93 42V43H92ZM163 48L165 49V50H167V49H171V47H172V49H179L177 46H171V47H169L167 44H168V41H167V39H166V37H164L163 38ZM21 43V42H20ZM103 45H104V47H105V43L106 42H104L103 41ZM132 44L131 45H129V46H131V47H125L123 50H120L119 51V53L120 54H128L127 56H128V61L130 62V60H135V56L137 55V58H136V60L135 61H133L134 62V65H135V68H133V67H131L130 66V63L128 62V61H125V60H123L124 58H122V57H120V59H119V62H121V63H124L126 66H127V72L129 73L130 71L129 70H131L132 72H130L129 73V75H130V77H132L134 80H137V81H135V84H136V82H138V86L140 87V89L142 88L143 89V91L144 92H142V95L141 96H136L135 94H134V96L132 95V97H133V99H132V101H134V103H135V106H134V108H129V111H127L126 112V110L124 109V112H125V117H126V123L127 124H131V123H133L134 121L136 122H138V125L140 126V125H149V124H151L152 122H154V124L156 125H167V123H168V120L166 119V115H165V113H163V110L162 111H160L159 110V108H158V100L159 101H161L163 104H162V106L164 105V103H166V99H163V97H159V96H157V95H155V92H154V89L156 88V89H160L161 91H165V87H167V86H165V83H164V81L162 80V79H157V80H155V83L153 84L152 82H151V73L154 71V69H155V64L152 66V69H149V67H148V62H146V60H145V57L144 56H146L145 55V53H143V51L141 50H139V49H141V45L140 44H135V40H132V42H131ZM139 43V42H138ZM87 44V43H86ZM101 44H102V42H101ZM10 45V46H11ZM19 45H21V44H19ZM18 45V46H19ZM103 45L101 46V47H103ZM133 45V46H132ZM175 45V44H174ZM181 45V44H180ZM15 46V45H14ZM18 46H15L14 48H16V47H18ZM21 46H23V45H21ZM86 46H88V44L87 45H85V47ZM24 47V46H23ZM107 47V46H106ZM259 47H261V46H259ZM20 48H22V47H20ZM26 48V47H25ZM89 48V47H88ZM197 48H198V50H197ZM10 49L11 50H13V48H11L10 47ZM30 49V48H29ZM74 49V48H73ZM182 49V48H181ZM74 50H76V49H74ZM125 50V51H124ZM18 51V50H17ZM22 50H20L19 52H21ZM11 53H15V51H10V56H12V59H10V60H13V59H15L14 60V62L16 61V59H18V61H17V64L19 65L20 64V58L21 57H19L18 58V56H17V54L15 53V54H11ZM21 53H23V51L21 52ZM72 53L74 54V56L76 55L75 54V51H72ZM20 54V53H19ZM18 54V55H19ZM29 54L31 55V53H30V51H29ZM35 54V53H34ZM14 56H15V58H14ZM17 56V57H16ZM20 56H21V54H20ZM24 56V55H23ZM34 56V55H33ZM29 57H31V56H29ZM76 57V56H75ZM165 57H166V63L167 62H170V63H172V65H175V66H177L178 68H179V71L181 70V71H183L184 70V67H186L187 68V65L189 66V63H187V61H184V60H179V59H177L176 57H174V56H170V55H167V53H165ZM23 58V57H22ZM21 58V59H22ZM78 60V59H77ZM22 61V60H21ZM24 61V60H23ZM79 61H80V59H79ZM82 61V60H81ZM41 62V61H40ZM23 63V62H22ZM42 63V62H41ZM16 64V62L14 63V65ZM131 64H132V62H131ZM37 65H39V63L37 64ZM169 65V63H167V66ZM11 66L13 67V65L11 64ZM16 66V65H15ZM23 66V65H22ZM34 66V65H33ZM44 67L42 64L41 65H39V67ZM112 66H113V63L112 62H107V64L106 65H103V66H99L100 67V69L98 68V72H96V71H87L86 72V75H88L87 77V79L88 80H91L90 82L93 84H91L92 86L91 87H93L94 88V86L96 85V83H95V79H94V76L92 75L93 73L94 74H97V77H98V75L99 74H101V71L103 72V74H105V76H104V81H103V83H102V85H101V87L99 88V87H97V86H95V88L97 87V89L95 90V91H97V93L99 94V93H101V91H99L98 92V89H101V90H103L102 92H104V94L106 93V96H105V98L107 97V96H109L110 98H111V96H110V94H112V97H113V94L114 93H112L113 91H115V89H116V87H111V82H112V80H114V78H113V76H115L116 75V72H115V70H114V73H113V71H112ZM19 67L21 68V65H19ZM18 67V68H19ZM38 67V68H39ZM97 68V67H96ZM167 68H169L168 69V73L169 72H172V74H176V76H173L172 74H170V75H172L173 76V80H177L178 79V74L177 73H174V70H173V68L169 65V67H167ZM43 69V71L45 72V70H44V68H42ZM159 69V68H158ZM21 69H19V71H20ZM35 70H37V72H38V69H37V66H36V69ZM34 70V72H36ZM41 70V68L39 69V71ZM93 70H95V69H93ZM170 70H172V71H170ZM207 71H206V74H207V82H208V90L201 96V98H200V100H198L195 104H194V108H193V115H192V119L190 120V124L191 125H193V126H191L190 128H187V129H185V136H186V139H187V141H188V143H189V145H190V147H191V151H193V153H194V155H196L195 157H196V159L195 160H197L198 161V163H200V164H202V166L205 168V173H206V175L209 177V179H213V181H212V184L214 183V185L215 184H218L219 186H220V188L219 189H214L212 186L209 188V190H208V192H207V194H209V195H206V194H202V195H200L198 198H195V197H192L190 200H189V206L188 207H190V211H191V213L190 214H192V212L194 213V209H195V205H197V204H200L199 206H200V208L199 209H201V211L204 213V214H202V216H201V218L199 219V218H197V220L196 221H198L199 223H201L199 226H201L202 227V229L203 228H205V227H207V226H209L210 224H209V222L210 221H212V220H216V219H218L217 217H218V215L219 216H222L221 214H223L224 212H226V209H225V207H226V205H227V203H229V207H227L228 209L232 206V203L234 202L235 203V200H236V195L239 193V192H241L242 193V191L243 192H245L244 194H245V200L244 199H239L238 201H237V203H235L236 204V213H237V215H236V218H238L237 219V221H235V222H233L232 224H231V227H230V231H228L229 232V241H230V251H229V249H228V251H227V247H226V253L228 254V261L231 259V261H229V262H232L233 264H264V93H263V91L262 90H260L258 87H256L255 86V84L253 83V81L251 80V84H250V87H249V103H248V109H247V116H246V118H245V120H244V124L246 125V136H247V141H248V145H249V150H246V154H247V157H246V159H245V162H246V169L247 170H249L250 171V178H249V183H247V185H244L245 186V188L247 189V192L242 188L241 189V191H239L238 190V187H237V185H239V188H240V185H242V183L241 182H239L238 184H233L232 183V187L230 188V189H225V182H223V175H222V172L224 171V167H220L218 170H215V162L216 161H218L219 160V158L216 156V154H215V152H214V148H212V146H214L215 145V143H216V141H219V140H217V134L216 133H212L211 131H209L210 129H211V127L209 126V125H215V123L217 124V123H219V118L218 119H216V118H212V117H210V116H208V114L209 113H212V114H214V113H218L219 115H220V117L221 116H223L224 114H225V111H226V103H228V101H226L227 99H226V97H225V94H226V91H225V81H224V76H223V74L222 73H217V70H216V65H215V63L213 64V63H210L209 64V66L207 67V69H206ZM22 72H24L23 70H21ZM20 71V72H21ZM16 72V71H15ZM20 72H18V73H20ZM39 73H41V72H38V74ZM68 73V72H67ZM113 73V74H112ZM159 73V72H158ZM164 73V72H163ZM162 73V74H163ZM21 74V73H20ZM22 74H24V73H22ZM21 74V75H22ZM42 74H43V72H42ZM20 75V76H21ZM17 76H18V74H17ZM19 77V76H18ZM95 77H96V75H95ZM96 77V78H97ZM156 77V76H155ZM263 77V79H264V76H262ZM131 78V79H132ZM98 79V78H97ZM62 80V79H61ZM101 80V79H100ZM99 79H98V81H100ZM153 81V80H152ZM178 81V80H177ZM132 82V81H131ZM42 85V84H41ZM90 85V84H89ZM135 86V85H134ZM137 86V85H136ZM135 86V87H136ZM137 86V87H138ZM129 88V87H128ZM133 88V87H132ZM88 90H89V88H87ZM138 89V88H137ZM91 90V89H90ZM93 90V91H94ZM117 90V89H116ZM93 91H91V92H93ZM88 92V91H87ZM126 92H127V94L129 93L130 94V92H128V90L126 89ZM238 92L239 91H237V89H235V91H234V93L235 94H238ZM263 93V94H262ZM44 94V93H43ZM43 94H42V96L41 97H43ZM88 94H90V92L88 93ZM103 94V95H104ZM139 94H140V92H139ZM164 94V93H163ZM168 94V93H167ZM26 95H28V94H26ZM29 95H34V94H29ZM27 96L26 98H28L29 97V99L32 97H30V96ZM38 95V94H37ZM53 95V94H52ZM93 95V94H92ZM101 95V94H100ZM103 95H101V96H103ZM45 96V95H44ZM88 96H91V94L90 95H88ZM87 95H86V97H88ZM129 96V95H128ZM85 97V98H86ZM92 97V96H91ZM108 97V99L109 100H107L108 101V103L110 102V98ZM37 98V97H36ZM35 98V99H36ZM84 98V99H85ZM94 98V97H93ZM102 97H100L98 100H99V102H102V100H104V98L102 99V100H100ZM165 98V97H164ZM42 99V98H41ZM92 99V98H91ZM97 99V98H96ZM107 99V98H106ZM106 99H105V101H106ZM30 101H32V100H30ZM41 101V100H40ZM39 101V102H40ZM86 101L88 102V99H86ZM85 101V102H86ZM28 102H29V100H28ZM39 102H38V104H39ZM53 102V101H52ZM86 102V104L88 105V103ZM94 102V101H93ZM92 102V100H91V104L93 103ZM98 102V101H97ZM112 102V101H111ZM160 102V103H161ZM29 103H31V102H29ZM37 103V102H36ZM42 103V102H41ZM32 104V103H31ZM35 104V103H34ZM53 104V103H52ZM98 104V103H97ZM35 105H37V104H35ZM41 105V104H40ZM44 106V105H43ZM42 106V107H43ZM92 107L94 106L93 104L91 105ZM101 106V105H100ZM102 106H104L105 108H106V106L107 105H104V103H103V105ZM101 106V107H102ZM49 107V106H48ZM48 107H46L45 106V108L43 107V109L45 110V111H47V108ZM53 107H56V106H53L52 105V107L50 106L49 108L51 109V111H52V108ZM62 107V106H61ZM92 107H89V105H88V108H92ZM97 107V106H96ZM103 107V108H104ZM110 107H112V106H110ZM48 108V109H49ZM69 108V107H68ZM67 107L66 108H64L65 109V112H66V110L68 111V110H70V109H68ZM99 108V107H98ZM127 108V107H126ZM162 108V107H161ZM163 108H166L165 106H163ZM63 109V110H64ZM93 109H94V107H93ZM92 109V110H93ZM100 109V108H99ZM108 110H110L111 108H109V106H108V108H107ZM106 109V110H107ZM38 110H40V109H38ZM63 110H62V108H61V110H60V112L62 111V115L64 114L63 113ZM80 111L78 112L79 113V115H78V119H77V121H78V123H79V125H82V124H84L85 123V121H86V117H87V115H85V112H84V109L83 108H81V109H79ZM41 111H42V109H41ZM41 111H38V112H40L41 113ZM45 111L43 112V113H45ZM50 111V112H51ZM93 111H95L96 112V110H93ZM93 111L91 112L92 114H93ZM1 112V111H0ZM36 112V111H35ZM48 113H49V111H47ZM106 113H107V111H105ZM109 112H112L111 110L109 111ZM165 112V111H164ZM40 113H38V114H40ZM67 114L69 113V112H66ZM66 113L64 114V116L66 115ZM70 113H72V110H71V112ZM69 113V114H70ZM102 113H104V111L102 112ZM2 114H3V112H2ZM56 114V113H55ZM55 114H51V115H53L54 117H55ZM59 114H61V113H59ZM86 114H87V112H86ZM96 114V113H95ZM99 114H100V112H99ZM57 116H58V114H56ZM94 115V114H93ZM97 115V114H96ZM101 116H103V118L105 117V115L106 114H100ZM41 116V115H40ZM53 116H51V117H53ZM68 115H66L65 117H63V116H60L61 118L63 117V118H66ZM69 116H71V115H69ZM86 116V117H85ZM98 116V115H97ZM106 116H108V115H106ZM113 115H111V117H112ZM60 117L58 116V118L60 119ZM109 118V116H108V127H109V125H111V128L113 127L112 126V118ZM114 117V116H113ZM140 117H143V120H138ZM56 118V117H55ZM67 118H69V117H67ZM67 118L65 119V120H67ZM73 119H75L74 117H72ZM71 118V119H72ZM106 118V117H105ZM54 119V118H53ZM57 119V118H56ZM56 119H55V121H56ZM70 119V118H69ZM89 118H87V121H89L88 120ZM97 119H99V118H97ZM101 119H102V117H101ZM107 119V118H106ZM106 119H104V120H106ZM113 119H115V118H113ZM2 120V119H1ZM52 120V119H51ZM50 120V121H51ZM103 120V119H102ZM125 120V119H124ZM8 121V120H7ZM46 121V120H45ZM50 121H48V122H50ZM53 121V120H52ZM55 121L54 122H52V123H55ZM58 122H56V123H60V120H57ZM67 121H71V120H67ZM98 121V120H97ZM114 121V120H113ZM105 122V121H104ZM116 122V121H115ZM114 122V123H115ZM46 123V122H45ZM55 123V124H56ZM69 123H71V125H73L72 124V122H69ZM89 123H91V122H86L85 124H88L89 125ZM103 123V122H102ZM102 123H100V124H102ZM106 123V124H107ZM114 123H113V125H114ZM117 123V122H116ZM115 123V124H116ZM3 124V123H2ZM49 124V123H48ZM104 124V123H103ZM49 125H51V122H50V124ZM62 125H64L63 124V122H62ZM91 125V124H90ZM89 125V126H90ZM132 125V124H131ZM52 126V125H51ZM59 126H60V124H59ZM88 126V127H89ZM106 126V125H105ZM143 126H141V127H139L140 129V131L139 130H137V131H139L140 132V134L142 133V131L145 129H147L148 127L147 126H145L144 127V129H143ZM104 127V126H103ZM114 127H115V125H114ZM131 127V126H130ZM193 127V128H192ZM86 128V127H85ZM110 128V127H109ZM115 128H117V127H115ZM126 128V127H125ZM107 129V128H106ZM124 129V128H123ZM143 129V130H142ZM46 130V129H45ZM49 130V129H48ZM47 130V131H48ZM74 130V129H73ZM102 130H103V128H102ZM105 130V129H104ZM109 130V129H108ZM112 130H114V129H112ZM117 130V129H116ZM144 130V131H145ZM151 130V129H150ZM58 131L59 130H57V131H55L54 130V133L55 132H57V134L59 135L60 133H58ZM106 131V130H105ZM136 131V132H137ZM51 132V131H50ZM72 132V131H71ZM108 132V131H107ZM111 132H113V131H109V133H111ZM124 134L126 133H128V135H129V131L127 130V129H125L124 131H122ZM148 132V131H147ZM109 133H106V134H109ZM56 134V135H57ZM62 134V133H61ZM145 134L147 135V134H149V133H146L145 132ZM53 135V134H52ZM52 135H50V136H52ZM103 135V134H102ZM127 135V138H125V140L124 141H126V146H128L127 145V143H129V145L130 144H134V143H136L137 141V139H138V137L135 139L134 138V135H133V137H132V134H130L129 136ZM143 135V136H142ZM140 137H141V139H142V137H145L146 138V136L144 135V132H143V134H142ZM150 135V134H149ZM148 135V136H149ZM101 136V135H100ZM151 136V135H150ZM149 136V137H150ZM53 138H54V140L56 141V139H55V137L56 136H52ZM61 137V136H60ZM98 137V136H97ZM64 137H61V138H59L58 140H59V142H58V144L59 143H61L60 145H62V141H64V143H66V142H68V139L66 138V140L67 141H65V138L63 139ZM96 138V137H95ZM112 138V137H111ZM177 138H178V135L177 134H175V141L177 140ZM8 139V138H7ZM61 139V140H60ZM98 139V138H97ZM108 139V138H107ZM109 139H110V136H109ZM116 139V138H115ZM148 138H146V140H147ZM222 139V138H221ZM3 140V139H2ZM53 140V141H54ZM103 140V139H102ZM113 140V139H112ZM144 140V139H143ZM142 140V141H143ZM149 140V139H148ZM61 141V142H60ZM79 141V140H78ZM98 141H99V139H98ZM106 142H107V140H105ZM109 141V140H108ZM136 141V142H135ZM3 142H4V140H3ZM96 142V141H95ZM103 142V141H102ZM144 142V141H143ZM219 142H221V144H222V148L224 147V144H225V142H224V140L222 139V140H220ZM0 143H1V140H0ZM63 143V146L65 145H67V144H64ZM69 144H70V142H68ZM88 143V142H87ZM93 143H94V141H93ZM98 143V142H97ZM146 143V142H145ZM145 143H144V145H145ZM158 143V142H157ZM5 144V143H4ZM57 144V143H56ZM105 144V143H104ZM2 145V144H1ZM10 145V144H9ZM12 145V144H11ZM14 145V144H13ZM81 145V144H80ZM122 145H124V144H122ZM135 145V144H134ZM137 145H139V143L137 144L136 143V148H137ZM143 145V146H144ZM7 146V145H6ZM58 146V145H57ZM90 146H91V144H90ZM94 146V145H93ZM111 146V145H110ZM120 146V145H119ZM141 146V145H140ZM1 147V146H0ZM16 147V146H15ZM66 147H70V146H66ZM95 147V146H94ZM112 147V146H111ZM123 147V146H122ZM129 147V146H128ZM131 147V146H130ZM160 147H162L163 148V146L161 145ZM2 148V147H1ZM18 148V147H17ZM78 148V147H77ZM110 148V147H109ZM132 148V147H131ZM7 149V148H6ZM71 149V148H70ZM69 149V150H70ZM75 149V148H74ZM83 149H85L84 148V146L82 147V149L81 150H83ZM130 149V148H129ZM128 149V150H129ZM88 150V149H87ZM113 150V149H112ZM136 151L135 152H137V149H135ZM161 150V149H160ZM222 150H224V149H222ZM1 151V150H0ZM13 151V150H12ZM86 151V150H85ZM90 151V150H89ZM96 151H97V149H96ZM109 151V150H108ZM132 150H130V152H131ZM2 152H3V150H2ZM6 152V151H5ZM31 152V151H30ZM68 152V151H67ZM71 152V151H70ZM70 152L68 153V154H70ZM80 152V151H79ZM87 152V154H89V152L88 151H86ZM98 152V151H97ZM113 153H114V151H112ZM134 152V153H135ZM4 153V152H3ZM9 154H10V149H9V152H8ZM73 153V152H72ZM106 153V152H105ZM108 153V152H107ZM106 153V154H107ZM112 153V154H113ZM9 154H7L6 153V157H7V155H9ZM11 154H12V152H11ZM10 154V155H11ZM74 155L76 154V153H73ZM80 154V156L82 155V151L79 153ZM85 154V153H84ZM99 155L101 154L102 155V153H98ZM104 154V153H103ZM137 154H138V152H137ZM172 154H174L173 156H175L177 159H176V161L174 160V158L172 159V160H174L175 162H174V165H175V168H176V174H175V178H173V180H172V186H174V187H180V188H182V189H184V188H190V187H192L194 184V182L191 180V175H190V172H191V170H192V167L189 165V164H187V163H185V165H183V163H182V159L180 160L178 157H180L181 156V154H183V151H181V149L180 148H174L173 150H172ZM10 155H9V157H10ZM29 155V154H28ZM89 155H91V154H89ZM118 156H119V153L117 154ZM143 155V154H142ZM141 155V156H142ZM178 155V156H177ZM0 156H2V155H0ZM65 156V155H64ZM63 156V157H64ZM76 156H77V154H76ZM79 156V155H78ZM77 156V157H78ZM79 156V157H80ZM84 156V155H83ZM98 156V155H97ZM114 156H116V155H114ZM172 156V157H173ZM4 157H5V155H4ZM3 157V158H4ZM20 157H22V156H20ZM19 157V158H20ZM66 157V156H65ZM74 157V156H73ZM91 157V156H90ZM104 157H105V154H104ZM122 157V156H121ZM2 158V157H1ZM18 157H16V159H17ZM27 160H29L30 158H29V156L28 157H25ZM25 158H23V160L25 159ZM29 158V159H28ZM67 158V157H66ZM75 159H76V157H74ZM106 158H107V156H106ZM112 158H114L113 156H112ZM125 158V160H123V166H124V164H125V162H127L126 164H128L129 162H128V160H130V159H128L127 157H124ZM123 158V159H124ZM127 158V159H126ZM6 159V158H5ZM10 159H13V157L12 158H9V159H6V160H8L7 162H9V160ZM22 159V158H21ZM21 159L20 160H17L18 162V164H19V162L21 161ZM79 159V158H78ZM80 159H81V157H80ZM79 159V160H80ZM83 159V158H82ZM92 159V158H91ZM116 159V158H115ZM115 159L113 160V161H115ZM2 160V159H1ZM4 160V159H3ZM23 160H22V162H23ZM11 161V160H10ZM16 161V160H15ZM25 161V160H24ZM69 161H70V159H69ZM75 161V160H74ZM77 161V160H76ZM86 161V160H85ZM84 161V162H85ZM107 161V160H106ZM171 161V160H170ZM1 162H3V161H1ZM6 162V164L7 165H9L10 166V164H11V162H10V164H8ZM80 162V161H79ZM82 162H83V160H82ZM100 162V161H99ZM104 162H105V160H104ZM117 162V161H116ZM122 162V161H121ZM181 162V163H180ZM3 163H5V160H4V162ZM14 163H16V162H14ZM16 163V165H18ZM28 163V162H27ZM34 163V162H33ZM72 163V162H71ZM75 164H76V162H74ZM98 163V162H97ZM113 163V162H112ZM69 164V163H68ZM73 164V163H72ZM83 164V163H82ZM82 164H80V165H82ZM86 164V163H85ZM84 164V165H85ZM100 164V163H99ZM99 164H98V166H99ZM102 164V163H101ZM108 164V163H107ZM113 164H115V162L113 163ZM113 164H112V166H113ZM117 164V163H116ZM125 164V165H126ZM132 164V163H131ZM1 165H2V163H1ZM4 165V164H3ZM6 165V166H7ZM20 165V164H19ZM118 165V164H117ZM116 165V166H117ZM9 166H7V172L6 173H8V170L11 168V167H9ZM74 166V165H73ZM76 166H77V164L75 165V170L77 171V169L79 170V169H81L82 167H80L79 165V168L77 167L76 168ZM83 166V165H82ZM90 166V165H89ZM88 166V167H89ZM102 166L103 165H101V170H105V167H104V169H102ZM105 166V165H104ZM116 166H114V167H116ZM122 166V165H121ZM120 166V167H121ZM122 166V168H124V167H126L127 166V169H128V166L129 165H126V166H124L123 167ZM168 166H169V163H168ZM4 167V166H3ZM16 166H12V169H11V172H10V170H9V174H11L12 175V173H13V175L15 174L14 172L15 171H13V169L15 168ZM84 168H86L87 167V165H86V167L85 166H83ZM88 167H87V169H88ZM113 167V168H114ZM17 168V167H16ZM74 168V167H73ZM100 168V167H99ZM174 168V169H175ZM5 169V168H4ZM109 169V168H108ZM144 169V168H143ZM1 170V169H0ZM15 170V169H14ZM17 170L18 169H16V172H17ZM107 170V169H106ZM13 171V172H12ZM74 171V170H73ZM88 171V170H87ZM113 171H115V168H114V170ZM123 171H124V169H123ZM137 171V170H136ZM0 172H2V171H0ZM40 172V171H39ZM75 172V171H74ZM89 172V171H88ZM174 172V171H173ZM3 173V172H2ZM5 173V174H6ZM18 173H19V171L17 172V174L16 175H14V176H12V178L14 177V179H11V182H13L12 180H15V179H18ZM99 173V172H98ZM104 173H107L106 175H108L109 174V170H108V172H104ZM175 173V172H174ZM77 174H79L78 172L76 173V176H77ZM115 174H117L116 172H115ZM0 175H1V173H0ZM7 175V174H6ZM97 175V174H96ZM95 175V176H96ZM111 175V174H110ZM119 175V174H118ZM15 176H17L16 178H15ZM23 176V175H22ZM75 176V175H74ZM79 177H81V175H78ZM113 176V175H112ZM116 176V175H115ZM79 177H78V179H79ZM85 177V175L82 177V178H84ZM88 177V176H87ZM101 177V176H100ZM103 177V176H102ZM107 177V176H106ZM166 177H167V175H166ZM0 178H1V176H0ZM75 178H77V177H75ZM117 178H118V180H119V178L120 177H118L117 176ZM152 178V177H151ZM164 178V177H163ZM6 178H4V180H5ZM87 179H89V177L88 178H86L85 177V180H87ZM107 179V178H106ZM111 179H112V177H111ZM115 179H116V177H115ZM127 179H129V178H127ZM3 180V178L0 180L1 181V186H3V183H4V185H6V188H4V189H7V185L8 184H6L5 182H4V180ZM83 180V179H82ZM82 180H80L81 182V184H82V182L83 183H85L87 186H88V183L87 182H84V180L82 181ZM117 180V181H118ZM93 181V180H92ZM113 181V180H112ZM129 180H127V182H128ZM131 181V183H134V181L135 180H130ZM155 181V180H154ZM3 182V183H2ZM10 182V183H11ZM28 182V181H27ZM26 182V183H27ZM107 182H109L110 183V179H109V181H107ZM119 182V181H118ZM120 182H122V181H120ZM142 181H140L139 182V184L141 183ZM165 182H167V181H165ZM116 183V182H115ZM129 183V182H128ZM143 183V182H142ZM150 183V182H149ZM151 183H152V181H151ZM162 183H164V181H162ZM147 184H148V182H147ZM167 185H168V183H166ZM47 185H48V182H46L45 183V185L44 186H46V188H47ZM50 185V184H49ZM85 185V186H86ZM164 185V184H163ZM84 186V185H83ZM91 186V185H90ZM124 186V185H123ZM122 186V187H123ZM131 186V185H130ZM140 186V185H139ZM142 186V185H141ZM29 187H31V186H29ZM49 187V186H48ZM50 187H52V186H50ZM126 187V186H125ZM168 187L169 186H167V188H166V185H165V187L164 188H166V189H168ZM234 187H236L235 189H234ZM3 188V187H2ZM95 188V187H94ZM127 188V187H126ZM0 189H1V187H0ZM50 189H52V188H50ZM55 189V188H54ZM84 189V188H83ZM97 189V188H96ZM2 190V189H1ZM47 191H48V189H46ZM127 190V189H126ZM164 190V189H163ZM4 191V190H3ZM3 191H2V194H3ZM6 191V190H5ZM7 191H8V189H7ZM44 191H45V189H44ZM46 191V192H47ZM50 191V190H49ZM95 191V190H94ZM93 191V192H94ZM99 191V190H98ZM109 191V190H108ZM124 191V190H123ZM142 191H144V190H142ZM160 191H162V189H160ZM168 192L170 191L169 189L167 190ZM167 191H165V193H167ZM20 192V191H19ZM90 192V191H89ZM171 192H172V189H171ZM173 192H175L174 190H173ZM172 192V193H173ZM25 193V192H24ZM48 193V192H47ZM45 194L44 193V195L45 196H42L43 197V199L44 200H46V201H44V202H46L45 204H44V206H46L45 207V211L43 212V213H41L39 216H40V222H41V224L43 225V226H38L37 227V229H35V233H37V235L38 236H36V237H38L37 238V245H36V249H38V251L40 250V252H41V254H40V257H41V260H40V262H39V264H43V262L45 263V264H83L82 263V261L80 260V258H81V256H83L84 254H83V252H84V250H85V248H84V245H85V243H88L87 241H86V239L84 238L83 239V235H84V232L82 231L83 229H81V228H79V219H78V217H79V215H78V217H75L74 218V213H75V211H73V208L75 209V206H72V204H70V206H69V204H68V206H66V208H65V218L67 217V218H69L71 221H73L74 222V226H73V235H72V242H71V244L69 245V246H67V248L65 249V250H62V252H60L59 254L60 255H58L59 257H57V259H50L49 258V256L48 255H46L47 254V252H49L52 248L54 249V247L56 246V242H57V240L55 239L56 238V236H57V239H59L58 238V234H56V236H54L53 234H51V231L50 230H52L50 227L51 226H49V225H51L52 224V219L54 218V213H53V206H51V203L53 202V200H52V197L50 196V193L49 194ZM100 193V192H99ZM142 193V192H141ZM162 194V192H159V193H157L158 195H160L161 196V194ZM172 193H171V195H172ZM240 193V194H241ZM6 194V193H5ZM15 194V193H14ZM98 194V193H97ZM110 194V193H109ZM127 194H128V192H127ZM175 194V193H174ZM179 194V193H178ZM0 195H1V192H0ZM49 195V196H48ZM100 195V194H99ZM177 195V194H176ZM104 196V195H103ZM127 196V195H126ZM132 196V195H131ZM145 196H146V194H145ZM51 198V200H52V202H51V200H48V199H50ZM172 197H174L173 195H172ZM177 197V196H176ZM175 197V198H176ZM234 197H235V199H234ZM124 198V197H123ZM122 198V199H123ZM130 198H131V201H130ZM129 199H128V201H129V203H131V204H135V202H137V200H138V198L136 199V198H134V197H130ZM160 198V197H159ZM159 198H157V199H159ZM7 199H13V198H11L10 196H9V198H7ZM7 199H4V205L6 204V202L7 201H9V200H7ZM15 199V198H14ZM101 199V198H100ZM177 199V198H176ZM5 200H7V201H5ZM55 200V199H54ZM126 200V199H125ZM234 200V201H233ZM17 201V200H16ZM32 201H37V199H35V200H32ZM49 201L51 202V203H49ZM102 201V200H101ZM106 202H107V200H105ZM1 202V201H0ZM11 202V201H10ZM105 202V203H106ZM114 204H115V199H114V201H112ZM218 203L219 205H220V208L218 207V208H215V206H213V203ZM9 203V202H8ZM37 203V202H36ZM35 203V207L37 206L38 207V203L36 204ZM112 203V204H113ZM145 203V202H144ZM20 204V203H19ZM116 204H117V202H116ZM115 204V205H116ZM162 204H164V203H162ZM168 204V206L170 205V206H172V208H173V210H175V208H179L178 206L181 204L180 202H177L176 200L174 201H172V205L171 204H169V203H167ZM166 204V205H167ZM1 205V204H0ZM150 205H152V204H150ZM165 205V204H164ZM163 205V206H164ZM186 205H188V204H186ZM6 206V205H5ZM33 206V205H32ZM110 206V205H109ZM139 206V205H138ZM167 206V207H168ZM7 207V206H6ZM12 207V206H11ZM11 207H7L9 210H7L6 209V213L7 214H5V216L7 217V218H9V219H12V217L14 216L13 214H14V212H10L11 210H10V208ZM24 207V206H23ZM34 207V209L33 210H35L36 211V208ZM130 205H129V209H130ZM132 207H134V206H132ZM132 207H131V211L132 212H134V214L135 213H137V212H135V211H133V209H132ZM166 207V206H165ZM166 207V208H167ZM29 208H30V206H29ZM32 208V207H31ZM79 208V207H78ZM128 208V207H127ZM148 208H149V206H148ZM170 208V207H169ZM139 209V208H138ZM138 209H136L137 211H139ZM140 209H141V207H140ZM160 209H163V208H160ZM186 209H187V207H186ZM189 209V208H188ZM227 209V210H228ZM55 210V209H54ZM131 211H128V212H125L123 215H122V217H123V219L124 218H129V220H131L130 219V217H133V216H131ZM164 211V210H163ZM167 211V210H166ZM166 211H165V213H166ZM169 211V214L170 213H173V211H170V210H168ZM197 211H198V209H197ZM33 212V211H32ZM158 212V211H157ZM160 212V214H161V210L159 211ZM186 212H188L189 213V211L188 210H186ZM34 213V212H33ZM139 213V212H138ZM141 213V212H140ZM154 213H156V212H154ZM164 213V214H165ZM0 214H2V212L0 213ZM32 214V213H31ZM31 214H30V217H28V222H29V229H33V227H32V225H33V221H32V219L33 218H31L32 216H31ZM35 214V213H34ZM168 214V213H167ZM57 215V214H56ZM55 215V216H56ZM121 215V214H120ZM156 215H157V213H156ZM156 215H155V218H156ZM1 216V215H0ZM16 216V215H15ZM158 217H162V215H159V213H158V215H157ZM169 216V215H168ZM11 217V218H10ZM17 217H18V214H17ZM74 219H73V218ZM164 215H163V219H164ZM59 218V217H58ZM80 218H81V216H80ZM136 218V217H135ZM153 218H154V216H153ZM167 218H169V217H167ZM82 219V218H81ZM86 219H88V218H86ZM134 219V218H133ZM199 219V220H198ZM3 220V219H2ZM125 220V219H124ZM128 220V219H127ZM135 220V219H134ZM137 220V219H136ZM154 220V219H153ZM152 220V221H153ZM160 220V219H159ZM158 220V221H159ZM56 221V220H55ZM84 221V220H83ZM165 221H168L167 219L165 220ZM183 221V220H182ZM9 222V221H8ZM43 222V223H42ZM84 222H87V220H85ZM89 222V221H88ZM156 222V221H155ZM13 223V222H12ZM44 223H47V226H44ZM131 223H133L132 221H131ZM162 223V222H161ZM161 223H160V225H161ZM198 223V224H199ZM138 224V223H137ZM159 224V223H158ZM182 224H185V223H181V222H177V223H175V225H173L174 227L172 228L173 229V234H172V237H171V239L170 240H172L171 242H170V254H171V256H172V258H175L174 260V263L173 264H196L195 263V261H197L198 262V259L197 260H195V259H193V257H192V259L193 260H195L194 261V263H192V261H191V259L189 258V255H188V250L187 249H189V247H191V249L193 248V246H191L190 244L191 243H193V242H195V239H194V237H195V234H197L196 232L198 231L199 232V227H197L196 228V230L197 231H195V229H193L192 231V233H190L189 231H188V233H186V232H183V226H182ZM193 224V223H192ZM152 225V224H151ZM163 225V224H162ZM213 225V224H212ZM10 226V225H9ZM49 226V227H48ZM195 226V225H194ZM211 226V225H210ZM141 227V226H140ZM163 227H165V226H163ZM213 227V226H212ZM12 228V227H11ZM18 228V227H17ZM49 228H50V230H49ZM61 228V227H60ZM84 228V227H83ZM142 228V227H141ZM209 228V227H208ZM207 228V229H208ZM211 228V227H210ZM209 228V229H210ZM63 229V228H62ZM61 229V230H62ZM155 229H156V227H155ZM163 229V228H162ZM2 230H4L3 228H2ZM56 230V229H55ZM59 230V229H58ZM92 230V229H91ZM164 230V229H163ZM5 231V230H4ZM18 231H19V228H18ZM17 231V232H18ZM107 231V230H106ZM155 231V230H154ZM157 231H159V230H157ZM165 231V230H164ZM185 231H187V230H185ZM202 232H203V230H201ZM207 231V230H206ZM1 232V231H0ZM58 232V231H57ZM62 232V231H61ZM141 232H143V231H141ZM163 232V231H162ZM195 232V233H194ZM4 233V232H3ZM22 233V232H21ZM53 233V232H52ZM63 233H65V232H62V237H63ZM155 233V232H154ZM157 233V232H156ZM161 233V232H160ZM204 233H205V231H204ZM204 233H203V235L201 234V233H199V235H202L203 237H204ZM108 234V233H107ZM146 234V233H145ZM109 235V234H108ZM110 235H112V234H110ZM148 235V234H147ZM162 235V234H161ZM227 235V236H228ZM4 236H5V234H4ZM24 236H26V235H24ZM143 236V235H142ZM145 236V235H144ZM196 236H198V235H196ZM61 237V236H60ZM112 237H114V236H112ZM111 237V238H112ZM157 237H158V234H157ZM156 237V238H157ZM199 237H201V236H199ZM199 237H198V240H199ZM202 237V238H203ZM94 238V237H93ZM148 238V237H147ZM13 239V238H12ZM61 239V238H60ZM158 239V238H157ZM204 239V238H203ZM112 240V239H111ZM144 240H145V238H144ZM29 241V240H28ZM56 241V242H55ZM108 241V240H107ZM118 241V240H117ZM155 241V240H154ZM159 241V240H158ZM82 242H85L84 243V245L82 244ZM119 242V241H118ZM191 242V243H190ZM12 242H10V244H11ZM58 243H60V241L58 242ZM103 243V242H102ZM108 245L105 243V245H104V247H105V249L107 250V256H108V258H109V262L111 263V264H120V259H119V256L120 255H117L116 254V251H115V246H113V244H112V241H108ZM111 243V244H110ZM125 243V242H124ZM154 243V242H153ZM159 243V245H160V242H158ZM190 243V244H189ZM198 243V242H197ZM200 243V242H199ZM7 244V243H6ZM119 244V243H118ZM122 244V243H121ZM155 244V243H154ZM162 244V243H161ZM188 244V245H187ZM59 245V244H58ZM57 245V246H58ZM156 245V244H155ZM154 245V246H155ZM190 245V246H189ZM193 245V244H192ZM195 245H196V242H195ZM153 246V247H154ZM162 246V245H161ZM200 245H196L195 247H199ZM228 246V245H227ZM12 247V249H13V246H11ZM120 247V246H119ZM155 247H157V245L155 246ZM162 247H164V246H162ZM122 249V248H121ZM157 249V248H156ZM155 249V250H156ZM162 249V248H161ZM165 250H166V248H164ZM13 250H15V249H13ZM28 250H30L29 251V253H28V261H27V264H38V261L39 260H37V255H33L32 253H31V247H30V249H28ZM49 250V251H48ZM190 250V249H189ZM105 251V250H104ZM149 251H152V248H151V250H149ZM209 251V250H208ZM40 252H38V253H40ZM153 252H155V251H153ZM163 252V251H162ZM162 252H160V253H162ZM192 255L191 256H196V250L194 251V248L192 249ZM191 252H189V253H191ZM18 253H20V252H17V254ZM98 253V252H97ZM97 253H95V254H97ZM131 253V252H130ZM138 253V252H137ZM168 252L167 251H165L163 254H164V258L166 257V254H167ZM1 254V253H0ZM94 254V256H96ZM128 255H129V253H127ZM6 255V254H5ZM20 255V254H19ZM19 255H18V257H19ZM23 255V254H22ZM21 255V256H22ZM25 255V254H24ZM133 256L134 254H130L129 256ZM158 255V254H157ZM157 255H155V256H157ZM160 255V254H159ZM158 255V256H159ZM125 256V255H124ZM154 256V255H153ZM163 256V255H162ZM203 256H204V254H203ZM9 257V256H8ZM16 257V256H15ZM122 257V256H121ZM127 256H125V258H126ZM201 257V256H200ZM229 257H230V259H229ZM4 258V257H3ZM22 258V257H21ZM95 258V257H94ZM100 257L97 255L96 256V260H97V264H107V263H103V260L101 261V258L99 259ZM133 258V257H132ZM161 258V257H160ZM169 257H167V259H168ZM189 258V259H188ZM195 258V257H194ZM202 258V257H201ZM206 258L207 259H204L201 263H199V264H209L210 263V261H212V264H220L219 263V261L215 258V257H213L212 255H208V256H206ZM129 259H131V257H129ZM153 259V258H152ZM157 259H158V257H157ZM166 259V260H167ZM1 260H3L4 261V259H2V257H1ZM24 260V259H23ZM25 260H27V259H25ZM25 260H24V262H25ZM90 260H92V259H90ZM142 260V259H141ZM169 260V259H168ZM17 261H19V259L17 258ZM42 261V262H41ZM15 262V261H14ZM19 262H21V261H19ZM135 262V261H134ZM158 262H160V261H158ZM4 263V262H3ZM2 263V264H3ZM95 263V260H94V262H93V264ZM109 263V264H110ZM132 263V262H131ZM169 264H170V261L168 262ZM6 264H12L11 263V260L10 261H8ZM17 264V263H16ZM24 264H26V263H24ZM91 264H92V262H91ZM122 264H123V262H122ZM126 264V263H125ZM159 264V263H158Z\"/></svg>",
    "mask_w": 264,
    "mask_h": 264
}]
</instances>
